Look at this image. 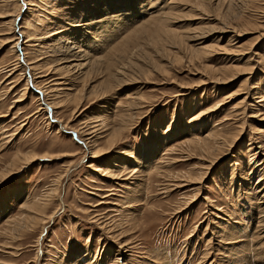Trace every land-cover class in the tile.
Instances as JSON below:
<instances>
[{
	"label": "rangeland",
	"instance_id": "obj_1",
	"mask_svg": "<svg viewBox=\"0 0 264 264\" xmlns=\"http://www.w3.org/2000/svg\"><path fill=\"white\" fill-rule=\"evenodd\" d=\"M142 1L0 0V264H264V0ZM82 31L84 76L58 69ZM212 130L239 134L213 164Z\"/></svg>",
	"mask_w": 264,
	"mask_h": 264
},
{
	"label": "bare ground",
	"instance_id": "obj_2",
	"mask_svg": "<svg viewBox=\"0 0 264 264\" xmlns=\"http://www.w3.org/2000/svg\"><path fill=\"white\" fill-rule=\"evenodd\" d=\"M148 0H143L141 3L144 4L145 2H147ZM175 1H183L184 3H192V4H195L196 6L200 7V6H204L205 3V0H175ZM162 5V4H161ZM194 5V6H195ZM123 6L125 8V13L123 15H127V16H130L132 15V12L130 9V3H123ZM193 7V6H192ZM21 8V7H20ZM134 9H136L135 7H133ZM154 9V8H153ZM159 10H161L162 8H158ZM149 10V9H148ZM153 11L150 13L149 17L147 19H144L143 21H141L139 23V26H142L141 28L145 31H151L153 32L154 34H157L159 32H163V31H166L168 32V29L166 30V27L168 28L167 26V23H166V13H160V11ZM162 12V11H161ZM94 12H92L93 14ZM118 14V13H117ZM19 15V13L16 15V17ZM112 15V14H111ZM80 19V18H79ZM114 19V17H113ZM101 21H104V20H101ZM113 21V20H112ZM122 21V20H121ZM99 22V21H97ZM108 21H106L107 23ZM30 25H31V22H29ZM91 25L94 26V22H91ZM104 22H102L101 24H103ZM119 24V23H118ZM33 25L32 24V28H33ZM151 25H153V27H151ZM101 26V25H100ZM98 27V25H96V28ZM102 27V26H101ZM106 27V26H105ZM88 28V27H87ZM91 28V27H90ZM95 28V27H94ZM103 28V27H102ZM170 28V27H169ZM89 29V28H88ZM93 29V28H92ZM35 31V29H34ZM33 31V33H34ZM85 31V29L83 30ZM82 31V32H83ZM100 30H96L95 32H99ZM81 32V31H80ZM102 32V31H100ZM174 32V31H173ZM20 33V32H19ZM32 33V34H33ZM170 34L171 37H173V33L171 32H168ZM22 34V32H21ZM23 35V34H22ZM87 33L86 32H83V33H80L78 34L77 36H75L74 40L72 41H68L69 39H63V37L59 38L57 42L59 43H63L64 41V46L61 45V48H65V51H68V53L72 54L70 55L69 57L66 56L64 58H60V61H63L62 63L60 64H65V66H62V65H59L58 66V69H63L64 67L65 68H70V69H75L78 70V71H81V75L84 76L86 75L85 73L87 72H83L85 69H87L88 67L92 66L93 64L91 63V58L89 59L88 58V54L87 53L88 51H90V49L85 52V50L88 48L89 44H86L85 43V39H86V36ZM175 36V35H174ZM170 37V38H171ZM169 38V37H168ZM18 40L20 38H17ZM201 39V38H200ZM71 40V39H70ZM174 40V39H172ZM171 40V41H172ZM68 41V42H67ZM163 41V40H162ZM168 41V40H167ZM18 45V44H16ZM84 45H88V46H85ZM19 46V45H18ZM59 46V45H58ZM84 47V48H83ZM18 48V47H17ZM57 48V47H56ZM58 51V50H57ZM58 52H62V51H58ZM67 53V54H68ZM63 55V54H62ZM99 60V61H98ZM97 64L102 60H100V58L98 57L97 59ZM95 64V63H94ZM99 65V64H98ZM102 65V64H101ZM100 65V66H101ZM105 65V64H104ZM114 67V63L112 61H107L106 62V71H107V74L108 76H111L113 75L114 77V74L117 73V69L116 71H114L113 69ZM92 68V67H91ZM104 68V67H103ZM115 68V67H114ZM118 68V67H117ZM121 68V67H120ZM119 68V69H120ZM105 69V68H104ZM110 69H112L114 72H110ZM61 71V70H60ZM94 71V69H93ZM119 72H122V70H120ZM88 73V72H87ZM91 73V71H90ZM89 73V74H90ZM122 74H124V72H122ZM116 76V75H115ZM237 76V74H235L233 77ZM117 77V76H116ZM132 80V79H131ZM126 81V80H125ZM224 81H228L229 82V79L228 80H224ZM218 84V83H217ZM83 96L82 94L79 95V93L76 94V96L74 97V101H77V103L79 104L83 99ZM58 104V103H57ZM217 109V108H216ZM117 131V130H115ZM233 134V133H232ZM231 134V135H232ZM113 136L111 137L112 140H110L109 138V147L110 149L116 144V140L117 139V133L114 132L112 134ZM230 135V136H231ZM234 135V134H233ZM231 136L230 137H225V135L223 136L222 134H220L219 132H215V131H211L208 135H206L203 139L201 140H197V139H192V143L194 146L193 147H199L200 151L202 152V156L205 157L207 160H209V162H211V164H213L216 160L218 161V159L220 160V158L227 152V149H229L230 147H232V145L238 140L239 138V134H235L234 136ZM204 136V135H203ZM200 139V138H199ZM191 141V140H189ZM86 143V142H85ZM190 147V146H189ZM197 149V148H196ZM194 150V149H193ZM96 152V151H95ZM99 152H105V150H100ZM98 152V153H99ZM32 154V153H31ZM40 158L44 157L45 156H39ZM137 157V156H136ZM16 159L14 160V164L16 163V161H24L25 163L24 164H28L30 162H33L37 157V154H33V155H30V154H27V155H22L21 153H18V156L16 155L15 157ZM13 166V165H12ZM21 166V165H20ZM124 167V166H123ZM125 169V168H124ZM12 170L11 169H7L3 172H0V179L1 180H4L5 178L9 177L11 174H12ZM197 173V172H196ZM205 172H203L202 170L199 171V173L193 175V173H189L188 175H185L184 176H188V177H192V180L193 181H197V182H201L203 180V178L205 177ZM46 194V193H45ZM44 195V194H43ZM52 195L49 193V194H46L42 197H38L37 199H35L33 201V203L31 204H23V206H28L33 209V211H31V215H28V214H21L20 217H15L13 219H11L9 221V229L8 231L11 229V230H18L19 227H23L24 228H31L32 229V224L31 223H37L38 221H43V219L46 218V215L47 214H44V210L46 209L45 207H47V203L52 197ZM20 233V232H19ZM9 234V233H8ZM15 234V233H14ZM12 236V235H11ZM16 236V235H15ZM14 237V236H12ZM16 239V238H15ZM14 240V238L12 239Z\"/></svg>",
	"mask_w": 264,
	"mask_h": 264
}]
</instances>
